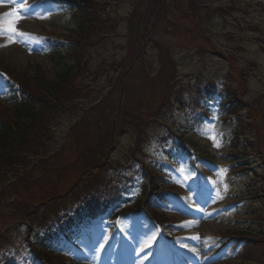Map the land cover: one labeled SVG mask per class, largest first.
<instances>
[{"label": "rangeland", "instance_id": "1", "mask_svg": "<svg viewBox=\"0 0 264 264\" xmlns=\"http://www.w3.org/2000/svg\"><path fill=\"white\" fill-rule=\"evenodd\" d=\"M118 1L120 2H104V5L107 10L106 15L114 17L118 21V25L114 29L117 35L107 46L106 54L122 60V66L112 73L115 84L119 87L114 91V94L109 95V98L104 99L102 104L96 107L108 91V88L103 91H99L97 88L100 84L105 83L106 74L111 70L105 75L104 73L96 74L94 77L96 81L89 84L90 90L95 92L87 91L90 94V99L80 102L85 104V113L80 112L84 108L76 101V109L80 111L72 115H59L56 127L51 128L52 136L53 131L56 132V141L51 140L47 148L50 146L52 150H60L61 153L58 155L60 160L42 162L40 159L35 160V156L30 157L33 161L32 164L37 163L35 176L49 179V182L58 179V186H62L63 189L67 188L71 181H75V184L79 181V184H82L91 179L94 175L92 171L98 170L101 159L104 158L105 149H110V158L107 159L114 161L115 165L117 163L125 165L128 161L133 165L136 164L131 156L135 146V137L131 129V131H119L120 135H117V140L113 142L115 119H117V124L120 110L124 107L123 103L139 101L146 92L157 99L171 74L170 51L168 52L166 48L164 55L159 46H156L154 42H149L147 37H138L140 30L147 32L150 31V27L154 26L152 23L150 27L148 24V26L146 25L147 14L152 11L151 0ZM180 1L183 5L187 4L186 0ZM95 3V7L100 6L97 2ZM217 5L224 6L225 9L232 6V9H227L226 14L214 13L210 22L207 23L208 34L216 49L214 53L200 54L197 48H194L195 46H190V41L184 35H179L175 39L174 45L171 46L180 75L184 79L180 89L188 91L192 89L193 83L197 80L209 79L220 86L227 80L229 86L236 90L238 83L246 81L244 100L251 102L264 114V0H216L212 3L213 7ZM183 8L185 7L183 6ZM17 9H20L24 16L17 27L20 31L30 35L10 37L7 32L0 34V56L5 62L16 63L18 68L25 67L27 70L39 66L51 72L61 69L59 63L50 59L47 52L46 35L58 34L64 28L76 25V17L70 8L68 6L60 7L52 0H0V31H2L6 19L4 14ZM169 9L170 7H168ZM141 10L145 11V16L141 18L138 27L136 15ZM132 12L135 14L132 15ZM129 27L133 28V35L136 33L130 42ZM13 40L15 42H12ZM128 43L129 47L124 48ZM143 43L145 49L142 51ZM136 44L139 46V51L131 50V53L130 51L128 53L130 46ZM97 48L88 47L84 50L86 52L93 50L89 55H91L90 60L94 63V67L98 65L97 55L102 57L105 53L102 46L94 53ZM143 63L149 68L151 74L149 79L143 73ZM237 69L242 71L240 77H238ZM159 72L163 74L159 75ZM157 75L159 76L156 79L150 78ZM89 79L92 80V78ZM89 79H84L83 83L88 84ZM1 81L0 78V101L3 102L4 99L11 96L8 94V88L2 85ZM140 90L145 92L139 96ZM219 101L220 96H217L215 101L206 108L209 116L204 122L189 120L188 123L183 109H175L173 115L168 119L170 126H175L178 121L188 125L187 130L189 131L186 132L187 138H185L199 150L201 155V160L195 166L190 164L188 155L181 150L171 151L172 159L168 162H152L156 167L174 165L175 168V174L170 175L167 182V186L172 187L175 193H172L168 200L160 206V210L166 215V220L171 223L175 222L177 225L176 227L169 226L168 231L174 237L173 241L176 246L180 247L179 253L175 251L176 246H158L157 242H151L153 229L149 225V219H146L145 212L129 215L124 219L123 236L113 234L111 225H108L106 220L113 216L119 208L130 205L121 204L111 208L110 212L96 225L91 224L84 231L77 230V233L72 235L73 240L68 239L69 242H67V238L63 236L55 239V246L58 247V250L69 257L66 258L67 264H264V242L256 244L252 240L246 239L229 242L227 237H223L226 230L236 232L241 226L248 227V224L250 226V223L255 229V233L264 231V226H262L264 219L259 220L250 215L252 211H255L262 219L264 203L252 202L254 203L253 207L252 203H247L243 195L248 190L246 184L249 178L245 175L242 177L240 174L236 175L240 169L238 161L259 163L261 157L258 155L261 153L264 158V143L262 144L264 121L262 130L259 131V136L262 137L259 148L255 143V149L251 153L242 154L240 160H235L229 157L230 151L228 150L232 148L230 139L233 137L236 122L227 120ZM144 102L142 101V103ZM93 104L96 105L93 106ZM131 105L132 103L129 104V106ZM2 107L0 105V108ZM86 115L88 122L86 124L79 123L72 132L73 125ZM245 117H249L247 111H245ZM158 126L159 124H156L150 130L158 132L162 129ZM213 128L219 134L218 138L221 143L219 148L215 147L213 141L208 138V134ZM177 129L178 127H174L175 131ZM180 130L183 128L180 127L177 131ZM254 134H256L255 129ZM68 137V143L63 146ZM81 145L90 147L94 155L89 157L87 152L77 150V147ZM156 148V142L148 147L146 162H150L149 152L156 153ZM38 149L42 150L41 147ZM44 153L45 151H41L39 154ZM82 154H84L83 157ZM204 157L210 160H205ZM91 161H95V164L89 168L87 164ZM58 163H60L59 166ZM45 164L51 167L55 165L60 169L66 166H76L79 168L78 175L83 173L79 178L77 171L75 174L58 177L57 168L52 174L46 175ZM117 168L120 169L119 166ZM180 169L184 171L181 172ZM222 169L225 170L223 174ZM64 172L66 170L61 171L59 175ZM14 179L16 177L12 174L6 177L8 183ZM225 185H227L226 190ZM138 196L139 189H131L128 202L135 201ZM190 221L193 223H188ZM233 224L235 225L232 226ZM7 227L14 236L19 233L18 225L4 221L1 228L6 229ZM75 229H79V227ZM62 237L63 239L60 240ZM101 245H103L102 250Z\"/></svg>", "mask_w": 264, "mask_h": 264}, {"label": "trees", "instance_id": "2", "mask_svg": "<svg viewBox=\"0 0 264 264\" xmlns=\"http://www.w3.org/2000/svg\"><path fill=\"white\" fill-rule=\"evenodd\" d=\"M174 1L178 6V1ZM70 2L74 4L73 8L78 16L77 25L66 35L69 42L68 50L75 57L73 64H61V69L51 74L41 67H36L34 70H27L25 67L18 68V65H11L0 56V68L9 74V80L14 87H20V92L26 96L23 102H17L12 108L5 106L0 108V182L3 181L6 173L15 170V166H26L29 163L30 154L37 155L41 151H46L47 141L49 142L51 139L49 130H46L48 129L47 125L51 124L61 113H74L75 109L73 108L76 105V100H82L89 94L87 92L89 84H84L83 80L87 78V74H91L93 62L84 50L88 47L94 49L99 44H105L108 39H106V35L110 34L111 29L115 26H112L111 18L105 20L102 18L105 15L101 6L95 7V2L98 4V0H70ZM169 5L172 6L171 0L150 2V7L156 11L155 16L152 17L155 23L160 21L164 25L187 27L185 23L191 21L193 25H198V15L189 14L183 8L180 10V8L174 7L177 12V19H174L169 13ZM185 27L182 28L183 31L186 30ZM53 44L59 50L57 43ZM67 57L58 54L54 58L59 63L58 59ZM154 99L149 95V92L141 96L140 110L138 115H135V125H132L137 128L140 135L144 131L146 132L149 120L145 118L142 123L138 119L143 120V117L146 116L149 118V108L153 109L157 105ZM142 101L145 102L142 103ZM134 104L138 107V100ZM129 112L127 108L126 113ZM38 147H41L42 150H39ZM87 150L92 156V149L87 146ZM41 180L43 181V179ZM41 185L39 181L32 184L19 182L10 185L13 200L8 198L5 204L3 202L5 187L0 185V208L10 209L16 208L20 204L27 205L23 201L25 198H28L29 203H34L51 197L52 192L49 189L41 188ZM36 194H38L37 197L34 196ZM47 259L49 260V258Z\"/></svg>", "mask_w": 264, "mask_h": 264}, {"label": "snow or ice", "instance_id": "3", "mask_svg": "<svg viewBox=\"0 0 264 264\" xmlns=\"http://www.w3.org/2000/svg\"><path fill=\"white\" fill-rule=\"evenodd\" d=\"M5 16V23H4V27L2 29V31H0V34H3V32H7L10 37H15V36H28L30 35L29 33H25L23 31H20L17 27L18 23L20 20L24 19V16L21 14L20 9L11 11V12H7L4 14ZM12 42H15V40H13ZM219 134L216 133L215 128H213L211 130V132L208 134V138L211 139L213 141V144L215 147L219 148L221 147V143L219 140ZM181 172H183V169H180ZM225 170H221L222 174ZM185 179H187V177H185ZM227 189V185H225V190ZM219 195V194H218ZM188 223H193V222H188ZM101 250L103 249V245L100 246ZM195 251V250H193Z\"/></svg>", "mask_w": 264, "mask_h": 264}]
</instances>
